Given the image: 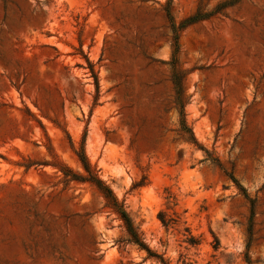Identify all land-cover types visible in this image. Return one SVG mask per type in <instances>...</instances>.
<instances>
[{"label":"rangeland","instance_id":"obj_1","mask_svg":"<svg viewBox=\"0 0 264 264\" xmlns=\"http://www.w3.org/2000/svg\"><path fill=\"white\" fill-rule=\"evenodd\" d=\"M220 1L0 0V264H264V0L179 31L185 127L174 106L164 7ZM80 147L156 256L93 185L22 165L82 171Z\"/></svg>","mask_w":264,"mask_h":264},{"label":"trees","instance_id":"obj_2","mask_svg":"<svg viewBox=\"0 0 264 264\" xmlns=\"http://www.w3.org/2000/svg\"><path fill=\"white\" fill-rule=\"evenodd\" d=\"M240 0H222L218 3H216L210 10L204 11L202 9L201 3H198V6L195 8V10L188 14L187 16L183 17L178 22H175L170 10H169V2L166 3L164 9L165 14L169 22L170 30H171V56H170V80L173 86V92H174V106L177 110V113L180 117V124L182 127H185V121H184V113H183V106L186 102L188 96L185 95V90L183 87V79L185 72L183 69H181L178 66L177 62V51H178V34L181 29L184 27L196 23L198 21L207 19L217 13H221L225 8L230 7L237 3ZM201 2V0H200ZM89 64V63H88ZM90 66V64H89ZM90 72L92 74L93 80H94V86L95 91L97 92V80L96 75L93 73L91 67ZM40 124V123H39ZM42 127V126H41ZM193 142H195L193 137H190ZM48 152H50V149L47 147ZM74 153L76 155L77 160L80 163L82 171H73L71 168L66 166L63 163L60 162H49V161H41L40 163L32 160H27L22 165L27 169L29 166L33 164H43V165H50L53 168L56 169V171H59L64 178V180L69 181L73 180L76 182H88L91 185H93L103 196L105 199L106 206L109 207L118 218L121 220L122 225L128 235L127 241L131 242L135 245H137L140 249H143L146 251L148 256H156L151 253L150 249L142 242L140 239L135 227L132 224V221L127 214V212L123 209L122 205L118 202L110 188L102 181L100 180L94 168L90 165L89 161L87 160L82 147L79 148V150H74ZM138 185V184H137ZM140 185V184H139ZM240 188V187H239ZM241 190H243L241 188ZM245 195V193H244ZM250 202V213H253V201L252 199H249ZM157 218L161 222V224L165 227H167L169 224L175 223V219H170L168 215L164 211H158ZM250 232V231H249ZM188 242L191 244L196 243V239L193 236H189L187 238ZM158 257V255H157Z\"/></svg>","mask_w":264,"mask_h":264}]
</instances>
